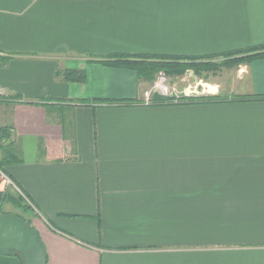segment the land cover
Instances as JSON below:
<instances>
[{
	"label": "crops",
	"instance_id": "1",
	"mask_svg": "<svg viewBox=\"0 0 264 264\" xmlns=\"http://www.w3.org/2000/svg\"><path fill=\"white\" fill-rule=\"evenodd\" d=\"M257 47L264 0H0V128L22 157L4 171L48 264H264V99L154 105L95 61ZM239 68L230 94L264 98V56Z\"/></svg>",
	"mask_w": 264,
	"mask_h": 264
},
{
	"label": "trees",
	"instance_id": "2",
	"mask_svg": "<svg viewBox=\"0 0 264 264\" xmlns=\"http://www.w3.org/2000/svg\"><path fill=\"white\" fill-rule=\"evenodd\" d=\"M239 56L240 58L232 59L231 57ZM264 56V47L250 48L246 50H237L232 52H227L223 54L213 55L209 57L196 58V57H168V56H132V55H116L106 59H97V62H103L106 64L114 66H125L134 69L138 72V75L145 82H152L156 77V74L163 70H169V73L181 74L186 70H193L197 74H201L203 70H210L216 68L217 64H211V62L200 63L204 60H212L214 58H230L231 62L223 63L222 65L232 67L236 65H241L244 63H250L254 59ZM232 59V60H231ZM184 61V62H180ZM172 70V71H171ZM63 79L67 82H79L83 83L85 81V73L83 71H67L62 75ZM185 98V97H184ZM180 98V99H184ZM176 97H164L157 94L153 95L151 103L154 105L165 106L174 105L182 102ZM247 99H264L257 97H238L237 100H247ZM185 101H191L193 103H218L222 100L218 98H185ZM184 101V102H185ZM89 102H82V104H87ZM96 103L105 104L106 102L97 101ZM114 104V103H110ZM120 104H122L120 102ZM61 123L63 128H65V117H61ZM13 128L4 127L0 128V170L4 171V168L8 164H19L22 162V157L20 156L19 149L16 142L13 140ZM10 177V176H9ZM11 178V177H10ZM12 179V178H11ZM13 181V180H12ZM14 182V181H13ZM15 183V182H14ZM16 184V183H15ZM18 186V185H17ZM20 189V187L18 186ZM28 199V198H27ZM12 205L18 210H22L26 213V216L35 213L33 205L28 202L24 196L13 189H4L0 191V208L2 214H7L4 206ZM29 213V214H28ZM18 218L23 220L26 224H32V221L16 214ZM18 258L22 261L21 257ZM23 263V262H22Z\"/></svg>",
	"mask_w": 264,
	"mask_h": 264
},
{
	"label": "rangeland",
	"instance_id": "3",
	"mask_svg": "<svg viewBox=\"0 0 264 264\" xmlns=\"http://www.w3.org/2000/svg\"><path fill=\"white\" fill-rule=\"evenodd\" d=\"M231 58L238 59L240 57L235 56ZM229 59L230 58L220 57L200 62L204 64L211 62V64L218 65L216 68L201 71V74H197L193 70H186L179 75L169 73L170 71L168 69L160 71L156 74V77L152 82H148L149 85L146 84V89L147 91L149 90L148 92H150L157 84L159 85L163 83L170 88H175L177 90L179 99L184 97L186 98L185 92L190 93L192 95L191 97L193 98H218L222 101L232 98L236 99L238 98V96H236L237 94H230V91L236 90L237 85L239 84V77L242 76L240 75L242 68L240 69L239 67L243 64L232 67L222 65L223 63L231 62ZM185 98L180 100L184 102ZM53 116L56 118L54 113L48 112V122L56 123L53 119ZM12 208L14 207L12 206ZM14 209L18 215L25 217L26 219L32 220L36 217V213H28L29 215L26 216V213H24L22 210H18L16 208ZM5 211L8 212L7 209H5Z\"/></svg>",
	"mask_w": 264,
	"mask_h": 264
},
{
	"label": "water",
	"instance_id": "4",
	"mask_svg": "<svg viewBox=\"0 0 264 264\" xmlns=\"http://www.w3.org/2000/svg\"><path fill=\"white\" fill-rule=\"evenodd\" d=\"M0 254L20 256L23 264H48L38 231L12 214L0 215Z\"/></svg>",
	"mask_w": 264,
	"mask_h": 264
},
{
	"label": "built area",
	"instance_id": "5",
	"mask_svg": "<svg viewBox=\"0 0 264 264\" xmlns=\"http://www.w3.org/2000/svg\"><path fill=\"white\" fill-rule=\"evenodd\" d=\"M153 94H160L161 96L164 97H176L179 100V96L177 95V90L175 88H170L166 86L165 84H157L150 92L146 93V102H150L152 99ZM186 98H193L191 97L192 95L188 92H185ZM7 96L6 91L0 86V99L4 98ZM0 183L4 186V189H13L20 193L22 196L24 194L22 191L18 188V186L12 181V179L3 171L0 170ZM26 199V197L24 196ZM28 202L29 200L26 199ZM1 208H0V215H1Z\"/></svg>",
	"mask_w": 264,
	"mask_h": 264
}]
</instances>
